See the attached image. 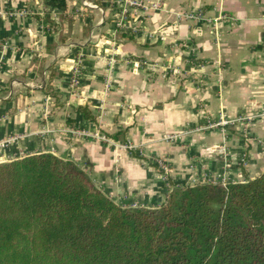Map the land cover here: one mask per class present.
Here are the masks:
<instances>
[{"label": "crops", "instance_id": "crops-1", "mask_svg": "<svg viewBox=\"0 0 264 264\" xmlns=\"http://www.w3.org/2000/svg\"><path fill=\"white\" fill-rule=\"evenodd\" d=\"M138 1L66 0L74 22L54 10L49 26L43 0H0V141L73 162L123 207L260 175L264 0ZM52 64L57 103L41 90ZM221 117L235 123L207 128Z\"/></svg>", "mask_w": 264, "mask_h": 264}, {"label": "trees", "instance_id": "trees-1", "mask_svg": "<svg viewBox=\"0 0 264 264\" xmlns=\"http://www.w3.org/2000/svg\"><path fill=\"white\" fill-rule=\"evenodd\" d=\"M43 3L49 26L54 10L59 23L74 22L66 0ZM57 76L50 65L41 89L56 103ZM71 109L95 122L86 106ZM169 184L159 207H123L53 154L2 163L0 264H264V172L244 183Z\"/></svg>", "mask_w": 264, "mask_h": 264}, {"label": "rangeland", "instance_id": "rangeland-1", "mask_svg": "<svg viewBox=\"0 0 264 264\" xmlns=\"http://www.w3.org/2000/svg\"><path fill=\"white\" fill-rule=\"evenodd\" d=\"M129 1L140 3L138 0H129ZM134 7H136V6H134ZM14 138H15V136H9V137L6 138V140H1L0 141V149L4 150V152H5L4 155H1V157H0V164L5 163V162H9V161H11V160H13L15 158H19V157L27 154V153L24 154V153H22L20 151L19 152H13L12 151V147H13L12 145H14L12 143H14L13 142ZM165 172L168 174V171H165ZM166 177L167 176H164V180L167 181L168 178H166ZM211 182H215V181H211ZM195 184H199V183H194V181H192V183L188 184V185L193 186ZM169 185H170L169 183L164 184V190L165 191L168 190Z\"/></svg>", "mask_w": 264, "mask_h": 264}, {"label": "built area", "instance_id": "built-area-1", "mask_svg": "<svg viewBox=\"0 0 264 264\" xmlns=\"http://www.w3.org/2000/svg\"><path fill=\"white\" fill-rule=\"evenodd\" d=\"M126 3L128 5H131V6L142 7V4L141 3L131 2L129 0H126ZM238 120H240V119H238ZM234 123H235V121H230V120H227V119L221 117L217 121H210L208 123V125H207V128L208 129H219V128L223 129V128L228 127L229 125H233ZM220 151L222 153H225V149H223V148H221Z\"/></svg>", "mask_w": 264, "mask_h": 264}]
</instances>
